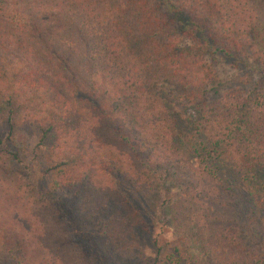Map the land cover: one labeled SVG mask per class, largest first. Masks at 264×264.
Instances as JSON below:
<instances>
[{
	"label": "trees",
	"instance_id": "1",
	"mask_svg": "<svg viewBox=\"0 0 264 264\" xmlns=\"http://www.w3.org/2000/svg\"><path fill=\"white\" fill-rule=\"evenodd\" d=\"M0 264H264V0H0Z\"/></svg>",
	"mask_w": 264,
	"mask_h": 264
},
{
	"label": "rangeland",
	"instance_id": "2",
	"mask_svg": "<svg viewBox=\"0 0 264 264\" xmlns=\"http://www.w3.org/2000/svg\"><path fill=\"white\" fill-rule=\"evenodd\" d=\"M217 71L219 72V76L221 78L231 77L235 73L232 70L228 69L227 67L220 65H218ZM30 143L33 144V141H30Z\"/></svg>",
	"mask_w": 264,
	"mask_h": 264
}]
</instances>
